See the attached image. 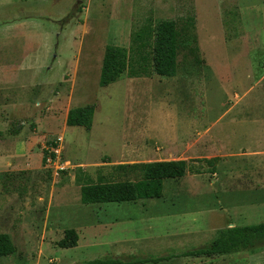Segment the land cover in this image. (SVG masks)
Segmentation results:
<instances>
[{"label": "rangeland", "instance_id": "rangeland-1", "mask_svg": "<svg viewBox=\"0 0 264 264\" xmlns=\"http://www.w3.org/2000/svg\"><path fill=\"white\" fill-rule=\"evenodd\" d=\"M148 13L174 19L175 75L98 86L104 45L126 46ZM0 25V232L14 245L0 264H80L116 248L134 250L123 261L178 254L264 222V0H0ZM84 104L90 128L65 125ZM175 157L189 171L164 179L158 198L79 201L76 167L94 178L99 165ZM232 168L252 181L222 176ZM65 228L77 247L55 245ZM254 254L264 262V247Z\"/></svg>", "mask_w": 264, "mask_h": 264}, {"label": "trees", "instance_id": "trees-1", "mask_svg": "<svg viewBox=\"0 0 264 264\" xmlns=\"http://www.w3.org/2000/svg\"><path fill=\"white\" fill-rule=\"evenodd\" d=\"M176 70L175 22L173 18H153L151 13L139 24L130 27L126 46L106 44L103 47L97 84L100 87L116 81L121 75L139 77L156 74L173 76ZM93 105L70 107L65 114L67 126L89 129L92 122ZM16 130H13L15 133ZM214 165L216 158H202ZM186 159L149 160L131 163H115L106 173L97 167L93 178L81 167L73 171V182L78 187L82 204L104 202H135L140 199L161 196L162 181L179 178L189 171ZM198 172V171H197ZM77 234L65 228L55 242L60 248L76 245ZM264 247V222L231 226L220 230L205 246L178 254L145 258L135 262L111 259H92L83 264H160L173 259L209 260L240 253H254ZM14 245L7 233L0 232V257L13 254Z\"/></svg>", "mask_w": 264, "mask_h": 264}, {"label": "crops", "instance_id": "crops-1", "mask_svg": "<svg viewBox=\"0 0 264 264\" xmlns=\"http://www.w3.org/2000/svg\"><path fill=\"white\" fill-rule=\"evenodd\" d=\"M24 22V21H23ZM26 23L24 24H27V25H32L34 22L33 21H25ZM28 22V23H27ZM0 47H1V43H2V39H5L6 38V32L4 33L3 31V25H0ZM176 72V70H175ZM175 75V74H174ZM140 77V76H139ZM170 77V76H169ZM128 78H131V77H128ZM1 86V84H0ZM248 87V86H247ZM245 87V91L244 93L247 94V91H248V88ZM232 98H233V102L230 103V105L228 106V108L226 109V111H231L233 109V107L236 105V103L238 102V96L236 93H234L232 95ZM235 98V99H234ZM66 114V113H65ZM64 120H65V116H64ZM248 120V118H247ZM263 120H264V116H263ZM262 121V120H261ZM92 123V122H91ZM84 129V128H83ZM88 130V129H86ZM212 141V143L210 142V144L208 146H210L211 144L213 145V140L212 139H209ZM181 144V142L179 143ZM178 144V145H179ZM174 146V145H172ZM197 149H199V146L197 147ZM214 149H207V151L209 153H212L214 151H217L219 152L220 149L218 150H214ZM138 156V154H136ZM206 158V157H204ZM212 158V157H211ZM214 158H216L217 160V157L214 156ZM167 159H179L178 157H175V158H167ZM183 159V158H181ZM154 160H165V159H154ZM140 162V161H139ZM216 162V161H215ZM214 162V163H215ZM118 163H122V162H118ZM219 166H220V163H217L216 165V174L219 173ZM225 172L222 173V176H224L225 178H227L228 180L229 179H234L235 176L237 175H240L241 177H244L246 176V180L248 181H252L249 177H248V173L247 171L243 170L242 172L240 171H237L236 169L232 168V169H224ZM219 175V174H218ZM249 178V179H248ZM250 183V182H249ZM77 234V233H76ZM88 241H91V239H87L86 242ZM79 244V236L77 235V242H76V245L73 246V247H77ZM108 246H114L116 244V242H108L106 243ZM129 251H134L132 249H125V248H116V250L114 251H109V257L108 258H104V259H111V260H117V261H121V262H135V261H139V260H142V259H145V258H132L128 261H123L121 259V257H125L126 255L127 256H133ZM134 257V256H133ZM150 258V257H149ZM94 259H98V258H94ZM92 260V259H90ZM88 261V260H87ZM86 262V261H85ZM84 263V262H83ZM83 263H80V264H83ZM160 264H264V262H260V259L257 258L255 256L254 253H248L246 255H234L232 257H219V258H214V259H209V260H199L197 258H191V259H173L171 260L170 262H162Z\"/></svg>", "mask_w": 264, "mask_h": 264}, {"label": "built area", "instance_id": "built-area-1", "mask_svg": "<svg viewBox=\"0 0 264 264\" xmlns=\"http://www.w3.org/2000/svg\"><path fill=\"white\" fill-rule=\"evenodd\" d=\"M57 140L60 142L61 141V137H57ZM60 146L59 145H53V147L51 148V151L54 153V154H57L58 153V150H59ZM52 158L50 156H47L45 157V162L46 163H50L52 162ZM63 165H59L58 167L59 168H62L63 166H65L64 164L65 163H62Z\"/></svg>", "mask_w": 264, "mask_h": 264}]
</instances>
